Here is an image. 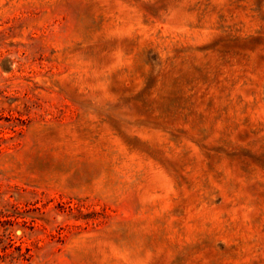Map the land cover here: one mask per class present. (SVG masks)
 Instances as JSON below:
<instances>
[{"label": "rangeland", "instance_id": "obj_1", "mask_svg": "<svg viewBox=\"0 0 264 264\" xmlns=\"http://www.w3.org/2000/svg\"><path fill=\"white\" fill-rule=\"evenodd\" d=\"M0 211V264H264V0H0Z\"/></svg>", "mask_w": 264, "mask_h": 264}, {"label": "trees", "instance_id": "obj_2", "mask_svg": "<svg viewBox=\"0 0 264 264\" xmlns=\"http://www.w3.org/2000/svg\"><path fill=\"white\" fill-rule=\"evenodd\" d=\"M2 213H3V212H2V211H0V214H2ZM3 215H4V214H3ZM13 217H15V218H16L17 216H13ZM11 222H12V220H11ZM6 237H8V238H9V236H6Z\"/></svg>", "mask_w": 264, "mask_h": 264}]
</instances>
